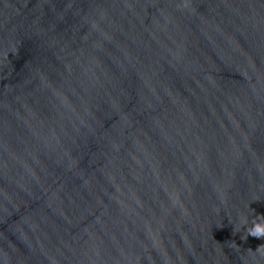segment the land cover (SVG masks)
Instances as JSON below:
<instances>
[{"label": "water", "instance_id": "95a60500", "mask_svg": "<svg viewBox=\"0 0 264 264\" xmlns=\"http://www.w3.org/2000/svg\"><path fill=\"white\" fill-rule=\"evenodd\" d=\"M258 216L264 0H0V264H264Z\"/></svg>", "mask_w": 264, "mask_h": 264}, {"label": "clouds", "instance_id": "9594fccd", "mask_svg": "<svg viewBox=\"0 0 264 264\" xmlns=\"http://www.w3.org/2000/svg\"><path fill=\"white\" fill-rule=\"evenodd\" d=\"M243 224H248L247 217H244ZM247 234L256 237V238H264V216H258L255 220L252 221V226L247 227ZM247 238L246 236L244 237ZM264 249V245L260 246L257 251H261Z\"/></svg>", "mask_w": 264, "mask_h": 264}]
</instances>
